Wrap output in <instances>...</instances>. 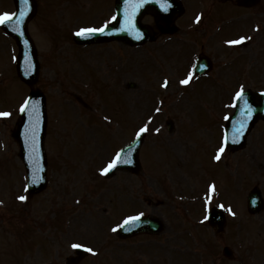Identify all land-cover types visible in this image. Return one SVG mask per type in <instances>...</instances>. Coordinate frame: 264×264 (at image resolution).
<instances>
[{"label": "rangeland", "instance_id": "1", "mask_svg": "<svg viewBox=\"0 0 264 264\" xmlns=\"http://www.w3.org/2000/svg\"><path fill=\"white\" fill-rule=\"evenodd\" d=\"M37 2L39 5V13L31 23L30 31L36 42L41 59V79L39 81L38 87H43L50 92L51 109H53L56 105L57 107L59 106V103L62 102L61 97L63 92L66 89L65 82L67 78H64L65 80L62 82L59 81L65 75V71L61 70L62 66H71L68 70L72 71V75L75 76L77 84L82 83L83 85L87 84L90 86L93 82V77L96 74L102 76V79H104L102 83L104 85L110 84L109 82L112 81L113 84L120 85L119 87L121 90H123V93H121L117 88L109 86L103 87L102 90L93 94L97 103L95 106V112L99 114H107L105 116L106 119L115 127H111L110 125L106 124L101 115L95 116L93 111H91L92 109L90 108L87 98L83 92L77 93L74 91L75 96L83 105L82 107L88 110L89 113L88 115L85 114L84 117L82 116L83 120L79 119L78 113H72L73 117L76 119V123L74 118L69 119L70 124H68V128L71 129L65 128L64 120L69 115L65 109L62 108L57 112V120L59 121L58 128L55 126L56 117L51 119L49 117L50 122L53 123L52 128H54V130L49 132V137L47 138L48 145L55 147V144L58 143L56 155L59 156L61 166L63 167V163L66 164L67 162L68 167L64 169L63 173H59L60 176L58 179L57 173L54 175L50 190H46L45 194L42 196V200L46 201L48 205L54 200L52 198L54 193L53 190L56 191V189H60L64 186L66 187L65 180L68 176L65 173H68L69 170L78 172L82 165L86 162L95 163V161H97V163L101 164L103 168L108 165L112 156L111 148L122 135L121 131H119V129L116 127H119L121 125L120 120L125 121L127 116L124 108L123 94H126L131 102L130 104L132 107V114H130V116H132V121L130 125L133 124V127L140 126L145 121H148V126L156 127L160 124L165 126L167 125V122L171 120V118L178 117L176 116V112L174 110L175 107L187 108L190 106L191 102L186 97V95H182L180 93L177 87H172L169 91L164 92L161 89H157L156 87L152 86L151 88L155 90L156 93L151 92V89L148 91V86L145 83L146 77L142 74L145 68L167 71L169 66L179 67V65L183 62L181 60L180 54L186 52H183L185 46L182 44L185 43V41H182L184 38H181V40L177 39V42L176 40L168 42V45L164 49L159 47L157 50L154 48V46L150 45L147 47L148 52L146 51V53L128 52V48L119 44L113 46L112 48L100 49L96 48V46H90L79 49L73 43V39L69 34V28L73 27L74 25L75 29L81 26H97L104 22V20H106L107 14L110 12L109 0H37ZM213 7L216 11H213L209 14L208 23V25L211 27L210 32L212 34L214 33L215 27L220 24L218 21H216L217 17L219 15H223L225 18V15L231 14V8L224 10V7L215 5H213ZM11 10H13L12 0H0L1 14H9ZM261 15H264V8L262 9ZM145 19V22L149 21V19ZM188 22V16L182 17L180 19V23L183 25ZM244 22L249 25V20L247 17H245ZM253 23L254 24H252V27L246 30L247 33L245 35H251L253 40L247 39V45L243 46L242 48L244 49V55H247L248 58L253 59L255 70L251 75L253 82L249 80L250 82L243 84L246 87H251L254 89H264V58H261L260 56V54H264L262 53L263 51H261L264 46V18L261 20L255 19ZM254 25L255 27L253 28ZM203 29L205 28L203 27ZM201 32L202 30H200L199 33L197 32L196 34H192L191 36L198 38ZM243 32L244 30H240L239 34ZM228 34L230 33L228 32ZM63 36L65 38H63ZM204 37L205 36L202 35L200 40ZM224 37L230 38L235 37V35H224L216 38V36L213 34L210 38L212 47L215 44L213 51L216 53L217 58H220V55H223V53L229 55V51L224 48L222 41L219 40ZM2 40L5 39L0 36V57L2 56L3 58V56H6L8 53V47L3 43ZM187 40L190 41V39ZM7 43L8 42H6V44ZM188 44L191 45V42ZM234 52H240V49H234ZM122 54H124L123 59L121 58ZM1 62L2 59H0V65ZM9 63L10 61L6 58L5 66H0V112L1 110L5 109V107H3L4 103L10 104V106L13 108L17 96L22 94L21 97H23L28 93L27 86L21 83L19 85V82L16 81L17 83H14V80H11L12 66H10ZM219 63H224V60L219 61ZM245 66H251V64L247 62ZM240 79L241 77L238 76L234 83H238ZM3 80L5 81L4 85ZM130 83L135 84V87L132 89L128 88ZM51 85L52 88H50ZM238 85L226 86L225 89L227 88L234 92ZM224 90L220 89L216 92L211 88L207 89L208 93L213 92V95L211 98H209L208 102L211 104L215 112H217L218 103L220 102L221 97L223 99V96L226 95L224 94ZM47 91L45 92L48 94ZM158 93L164 94L166 96V100L164 103L163 112L156 116L153 124V121H150V118L153 115V110L157 106L158 99H160L159 96H157ZM187 95L192 101L204 103L201 104L199 109L193 112L196 117L203 118V121H198L190 125V129H192V131L186 134L184 138L189 144V152L187 157L183 160H180L179 163L188 162L187 165L190 166L193 175L196 176V180L201 181L204 179H209L211 175L214 173L217 174L222 169H226L224 165H217L218 167H215L214 169L210 168L211 162L217 161L219 164H222L220 152L222 140L221 121L216 117V114L213 113V110L207 101L200 100L197 95L191 96L190 92H188ZM10 101H12V103ZM85 101L86 103H84ZM55 111H57V109ZM219 114H221L220 110ZM13 126L14 122L7 121L6 118L0 117V143L4 149H0V212L2 213L3 211L8 217L14 216L18 213V211L13 212L14 207L11 205V198L14 196V193H22L23 186L22 170L18 164V159L15 153V151L18 150V147L11 135ZM65 129L70 133L61 132V130ZM54 134L57 138H55ZM165 134H167L166 126L163 131H161L159 136L149 137L147 141V147L151 148L150 146H152L154 142L159 143L162 136ZM1 136L5 138H2ZM171 136V148L173 150V154H176V159L178 160L179 157L183 156L186 145L182 140V136L180 137L179 135V129L174 131ZM71 138L73 140H70ZM69 140L70 142H68ZM251 153V149L246 153L249 159L251 158ZM3 155H5L4 160ZM217 156L220 158L217 159ZM233 156L234 155L229 154L227 161L230 162L231 167L234 170V166L232 165L234 162ZM144 157L146 159V155ZM176 159L166 152L159 153L158 151L153 152L150 157L154 168H158L160 165H162L163 168H165V172H167V169L174 165L175 170L180 172H178V176L187 175L185 171L178 164H176L178 163ZM248 164L249 166L245 171H242L241 165H239L238 173H235L236 171L234 172L236 174V178L234 179L235 184L233 187L227 188L224 185L215 186V190L218 193H223L225 198L229 196V198L232 199L231 201L238 207H241L240 203L242 196H245V192L242 185L238 182L237 177L244 173L247 174L252 163L249 162ZM237 165L238 163H235V167H237ZM91 166L92 165L89 167ZM94 168H96V165ZM52 170L57 171L55 164H52ZM147 173L148 172L146 171V174ZM167 174L170 177L168 183L174 181L176 184L177 181L171 177L172 171H169ZM145 176L146 175L141 173L139 178L131 176L132 183L138 184L135 186V192L141 194V188L143 186L142 184H144L148 189L149 194H157L155 197H158V200L161 201V205L156 206L154 204L155 201L150 200L148 206L149 211L154 212L156 209L165 210L166 206L163 203L164 201L162 197L163 192L158 188L155 181L147 182ZM88 178H90V180H88ZM263 178L264 177H262V179ZM84 180L86 181L87 185L90 183L91 186H93V191H102L103 194L113 192V180L103 179L104 182H102L98 180V178L91 172L87 176V179ZM253 181L256 182V175L253 176ZM171 190H176L178 194H185V197L190 196L192 193V190L188 187L168 186L167 191ZM106 196L110 197L108 195ZM38 198H41V196ZM101 205L110 206L108 200L105 199H102ZM27 207L28 209L25 210V215H23V219H27L23 220L22 223H19L26 227L31 225L30 205H27ZM185 207H188V205ZM4 217L5 215H0V222L1 218ZM247 219L252 220V217L251 219L247 217ZM91 221L95 222V218L92 217ZM182 222L183 221H181V223ZM86 223H88V221H81V224ZM16 225H12V227H14L13 230L15 229ZM85 226L86 225H84L81 230L85 235H88L89 231L85 229ZM38 231L40 232L41 229L39 228ZM232 232H235V235L232 237L235 241L238 230H232ZM0 235L2 242H11L9 241L7 235L4 234L1 223ZM32 240L33 235L29 238L26 245H24L21 253H24L25 256H28L33 251L34 255L39 254L42 258L47 259L51 257V250L46 243L36 242L35 244H32ZM262 242L264 243V236L262 237L261 243ZM1 257L3 260H1L0 264H15L13 261L14 257L12 252L7 255L6 251L1 250ZM39 258L40 257L35 258L32 264H34V262ZM230 264H237V261Z\"/></svg>", "mask_w": 264, "mask_h": 264}, {"label": "snow or ice", "instance_id": "2", "mask_svg": "<svg viewBox=\"0 0 264 264\" xmlns=\"http://www.w3.org/2000/svg\"><path fill=\"white\" fill-rule=\"evenodd\" d=\"M24 2L27 3L28 0H24ZM165 10H167L166 6H165ZM13 15H16V14H13ZM19 15H20L21 17H23L24 13L21 12V13H19ZM11 19H12V16H10V15L7 14V13H5L3 16H0V24L7 23V22H9ZM113 19H115V17H114ZM198 19H199V18H198ZM105 27H106V26H105ZM103 30H104L103 28H100V29H81L80 32L77 33V35H90V34L96 32V31H103ZM245 39H246V38L241 37L240 40H237V41H230L229 43L238 44V43H242ZM190 79H191V76H190L188 79H185V80L181 81V83H183V84H187V83H189V80H190ZM242 97H243V89H241V91H240L239 93H237V97H236V98H237V100H239V99H241ZM245 103L247 104V101H245ZM27 107H28V101H25V105L21 108V111L26 110ZM7 115H10V113H0V116H7ZM146 131H147V125H145V127H143V128L140 129V132H141V133L146 132ZM223 150H224V149L221 148V149H220V152H223ZM119 158H120V154L117 153V157H116V159L118 160ZM216 158L219 159L220 157L217 156ZM115 166H116V163H115V160H114V161H113L112 163H110V164L108 165V167L105 168L103 171H104V172H107V171H109L111 168H114ZM35 182H36V178H35V176H34V177H33V183H35ZM212 189L214 190V185L212 186ZM19 199L24 200V199H26V197L21 196V197H19ZM221 207H223V206L221 205ZM229 211H231V209H229ZM141 215H143V214H141ZM139 218H140L139 216H136V217H129V218L125 221V223L136 222V221L139 220ZM73 247H75V248H80V247H82V246L79 245V244H76V245H73ZM88 251L91 252V251H93V250H92V249H88Z\"/></svg>", "mask_w": 264, "mask_h": 264}, {"label": "water", "instance_id": "3", "mask_svg": "<svg viewBox=\"0 0 264 264\" xmlns=\"http://www.w3.org/2000/svg\"><path fill=\"white\" fill-rule=\"evenodd\" d=\"M25 125V120H23L20 124H19V129H22L23 128V126ZM43 136H44V132H43V134H41V133H39L38 134V136H37V138H36V142H35V145H34V147L36 148V149H41V141H43ZM17 137H21V131H19L18 133H17Z\"/></svg>", "mask_w": 264, "mask_h": 264}]
</instances>
